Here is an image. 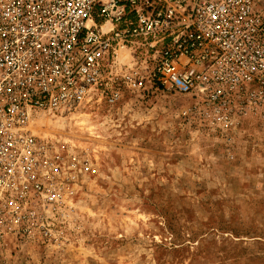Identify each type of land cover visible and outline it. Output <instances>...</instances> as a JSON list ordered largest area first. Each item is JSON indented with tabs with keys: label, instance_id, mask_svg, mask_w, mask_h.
I'll use <instances>...</instances> for the list:
<instances>
[{
	"label": "rangeland",
	"instance_id": "rangeland-1",
	"mask_svg": "<svg viewBox=\"0 0 264 264\" xmlns=\"http://www.w3.org/2000/svg\"><path fill=\"white\" fill-rule=\"evenodd\" d=\"M191 96L123 92L34 117L61 203L0 264H264V121L213 127Z\"/></svg>",
	"mask_w": 264,
	"mask_h": 264
},
{
	"label": "built area",
	"instance_id": "built-area-1",
	"mask_svg": "<svg viewBox=\"0 0 264 264\" xmlns=\"http://www.w3.org/2000/svg\"><path fill=\"white\" fill-rule=\"evenodd\" d=\"M154 89L213 127L264 121V0H0V249L63 198L34 117Z\"/></svg>",
	"mask_w": 264,
	"mask_h": 264
}]
</instances>
